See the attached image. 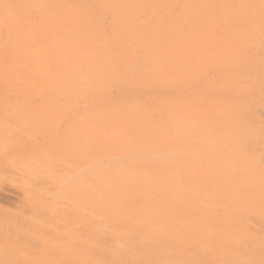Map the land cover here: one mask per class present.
Segmentation results:
<instances>
[{
    "label": "rangeland",
    "instance_id": "rangeland-1",
    "mask_svg": "<svg viewBox=\"0 0 264 264\" xmlns=\"http://www.w3.org/2000/svg\"><path fill=\"white\" fill-rule=\"evenodd\" d=\"M0 264H264V0H0Z\"/></svg>",
    "mask_w": 264,
    "mask_h": 264
}]
</instances>
